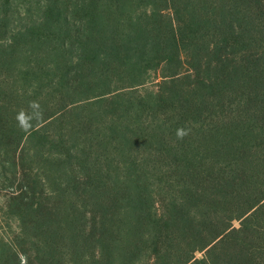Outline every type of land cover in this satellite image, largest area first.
<instances>
[{
    "label": "trees",
    "instance_id": "16d2710c",
    "mask_svg": "<svg viewBox=\"0 0 264 264\" xmlns=\"http://www.w3.org/2000/svg\"><path fill=\"white\" fill-rule=\"evenodd\" d=\"M1 169L0 264H264V0H0Z\"/></svg>",
    "mask_w": 264,
    "mask_h": 264
},
{
    "label": "rangeland",
    "instance_id": "374dc122",
    "mask_svg": "<svg viewBox=\"0 0 264 264\" xmlns=\"http://www.w3.org/2000/svg\"><path fill=\"white\" fill-rule=\"evenodd\" d=\"M3 170L1 169L0 170V206L4 204V202L6 201V199H8L9 197V192L11 190V188L9 187V182L6 180L5 176L1 173ZM8 177L9 174H7ZM14 218H8L6 219V221H4L2 224V226L5 228V229H10V228H15L14 226V223H13V220ZM202 254L199 252L197 253V256L200 257Z\"/></svg>",
    "mask_w": 264,
    "mask_h": 264
},
{
    "label": "clouds",
    "instance_id": "9594fccd",
    "mask_svg": "<svg viewBox=\"0 0 264 264\" xmlns=\"http://www.w3.org/2000/svg\"><path fill=\"white\" fill-rule=\"evenodd\" d=\"M34 115H35V117H36L37 119H39V118L41 117L42 113H41L40 111L37 110V111L34 112ZM29 119H30V118L20 119V118L18 117V120H19V126L21 127L22 130L27 131V130L31 127V125H30V123H29Z\"/></svg>",
    "mask_w": 264,
    "mask_h": 264
}]
</instances>
